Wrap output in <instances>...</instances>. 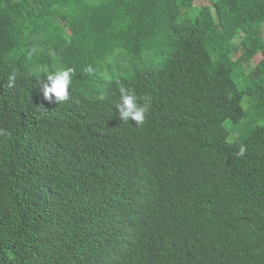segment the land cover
Here are the masks:
<instances>
[{"label":"trees","instance_id":"obj_1","mask_svg":"<svg viewBox=\"0 0 264 264\" xmlns=\"http://www.w3.org/2000/svg\"><path fill=\"white\" fill-rule=\"evenodd\" d=\"M0 133V264H264V0H0Z\"/></svg>","mask_w":264,"mask_h":264},{"label":"clouds","instance_id":"obj_2","mask_svg":"<svg viewBox=\"0 0 264 264\" xmlns=\"http://www.w3.org/2000/svg\"><path fill=\"white\" fill-rule=\"evenodd\" d=\"M46 54L58 66L45 74V80L41 84L42 96L50 103L61 104L67 102L70 98V88L76 76V69L72 66L60 64L55 49L48 48ZM82 74L91 77L95 74V70L91 65L85 66L82 69ZM117 83L118 101L115 104V109L118 112L119 119L124 123L132 121L137 126H143L150 109V98L148 96H138L133 88ZM241 152H243V149H241Z\"/></svg>","mask_w":264,"mask_h":264},{"label":"rangeland","instance_id":"obj_3","mask_svg":"<svg viewBox=\"0 0 264 264\" xmlns=\"http://www.w3.org/2000/svg\"><path fill=\"white\" fill-rule=\"evenodd\" d=\"M243 62H245V70L247 72L252 71V69L255 67L256 63L259 60L260 55H255V56H249L247 55L242 49L238 48L236 51L232 53V57L236 58L239 57Z\"/></svg>","mask_w":264,"mask_h":264}]
</instances>
